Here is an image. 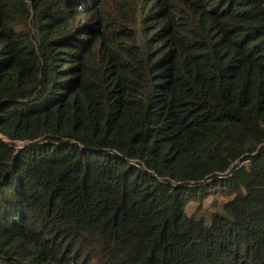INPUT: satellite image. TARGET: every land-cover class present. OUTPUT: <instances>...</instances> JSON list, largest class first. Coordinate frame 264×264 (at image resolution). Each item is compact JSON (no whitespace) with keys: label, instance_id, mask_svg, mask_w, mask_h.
Returning a JSON list of instances; mask_svg holds the SVG:
<instances>
[{"label":"trees","instance_id":"16d2710c","mask_svg":"<svg viewBox=\"0 0 264 264\" xmlns=\"http://www.w3.org/2000/svg\"><path fill=\"white\" fill-rule=\"evenodd\" d=\"M0 264H264V0H0Z\"/></svg>","mask_w":264,"mask_h":264},{"label":"rangeland","instance_id":"374dc122","mask_svg":"<svg viewBox=\"0 0 264 264\" xmlns=\"http://www.w3.org/2000/svg\"><path fill=\"white\" fill-rule=\"evenodd\" d=\"M224 200H221L218 204V207L216 208V210H218L219 212L221 211V206L223 204ZM205 206H209V201L204 202ZM195 204L191 203L188 205L187 207V213L190 214L193 210H194Z\"/></svg>","mask_w":264,"mask_h":264},{"label":"water","instance_id":"95a60500","mask_svg":"<svg viewBox=\"0 0 264 264\" xmlns=\"http://www.w3.org/2000/svg\"><path fill=\"white\" fill-rule=\"evenodd\" d=\"M26 142H28V141H24V143H26Z\"/></svg>","mask_w":264,"mask_h":264}]
</instances>
